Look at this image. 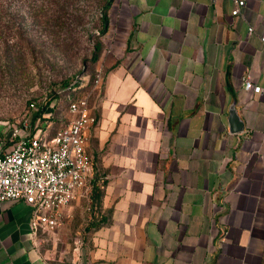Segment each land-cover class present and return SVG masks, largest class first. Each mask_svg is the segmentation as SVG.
Returning <instances> with one entry per match:
<instances>
[{"label":"crops","instance_id":"crops-1","mask_svg":"<svg viewBox=\"0 0 264 264\" xmlns=\"http://www.w3.org/2000/svg\"><path fill=\"white\" fill-rule=\"evenodd\" d=\"M236 8L113 0L86 131L98 212L76 264H264V0ZM32 216L23 200L0 204V264H52Z\"/></svg>","mask_w":264,"mask_h":264},{"label":"rangeland","instance_id":"rangeland-1","mask_svg":"<svg viewBox=\"0 0 264 264\" xmlns=\"http://www.w3.org/2000/svg\"><path fill=\"white\" fill-rule=\"evenodd\" d=\"M112 3L0 0V121L30 122L32 104L40 109L54 99L62 110L73 89H81L92 103L99 90L95 57L108 31ZM96 212L87 188L66 209L56 231L38 233L43 257L52 264H76L89 243Z\"/></svg>","mask_w":264,"mask_h":264},{"label":"built area","instance_id":"built-area-1","mask_svg":"<svg viewBox=\"0 0 264 264\" xmlns=\"http://www.w3.org/2000/svg\"><path fill=\"white\" fill-rule=\"evenodd\" d=\"M233 1L237 8L232 15L236 16L240 0ZM244 88L261 93V88L254 87L249 79L244 80ZM66 103L71 117L57 129L53 110L48 107L42 113L32 104L31 121L7 123L0 137V204L23 200L31 206L30 224L36 236L54 232L62 225L66 209L87 188L93 170L86 135L96 124L90 97L81 89H73Z\"/></svg>","mask_w":264,"mask_h":264},{"label":"water","instance_id":"water-1","mask_svg":"<svg viewBox=\"0 0 264 264\" xmlns=\"http://www.w3.org/2000/svg\"><path fill=\"white\" fill-rule=\"evenodd\" d=\"M229 113H230V118H229L230 133L238 134V133L243 132L245 130V124L240 119L236 107L233 106L230 109Z\"/></svg>","mask_w":264,"mask_h":264},{"label":"trees","instance_id":"trees-1","mask_svg":"<svg viewBox=\"0 0 264 264\" xmlns=\"http://www.w3.org/2000/svg\"><path fill=\"white\" fill-rule=\"evenodd\" d=\"M112 1H113V0H109V4H110ZM97 53H98V51H97ZM95 58L97 59V56H96ZM66 96H67V94L65 95V102H64V105H63V106H65V109H67ZM55 98H56V97H55ZM56 102H57V99L52 100L51 103H49V104L44 105L43 107H41V108H40V111L43 113V112H45V111L48 109V107H50V108L53 110L54 107H55ZM65 109H64V110H65Z\"/></svg>","mask_w":264,"mask_h":264}]
</instances>
